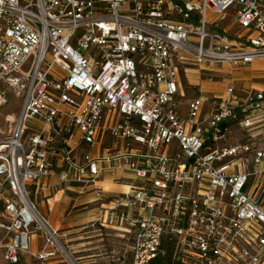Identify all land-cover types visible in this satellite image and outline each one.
<instances>
[{
  "label": "built area",
  "instance_id": "obj_1",
  "mask_svg": "<svg viewBox=\"0 0 264 264\" xmlns=\"http://www.w3.org/2000/svg\"><path fill=\"white\" fill-rule=\"evenodd\" d=\"M255 62L264 0H0V106L4 89L22 96L0 140L3 261H69L27 188L54 177L94 193L95 222L129 241L130 264L163 243L183 264H264V148L252 135L264 90L228 81L211 101L190 98L184 117L177 102L180 73ZM104 175L123 191L107 194Z\"/></svg>",
  "mask_w": 264,
  "mask_h": 264
},
{
  "label": "rangeland",
  "instance_id": "obj_2",
  "mask_svg": "<svg viewBox=\"0 0 264 264\" xmlns=\"http://www.w3.org/2000/svg\"><path fill=\"white\" fill-rule=\"evenodd\" d=\"M232 17L228 16V19L225 22V25H228L232 22ZM229 34L234 33V29H229ZM214 67V68H212ZM204 68V69H202ZM200 67V72L203 74L202 78L205 76H210L213 79V83H210V87L212 88L213 94L210 96L209 101H211L214 96L222 95L225 90L226 84L230 80H238V78L247 75V71L242 68H232L227 65H217L216 67L213 65L205 64ZM215 69L217 73L208 72L205 69ZM264 76V73H263ZM254 83H263L262 80H253ZM245 83H234L235 88H240ZM193 91H197L194 89ZM6 95V103L0 106V140L5 137H8L11 133L13 128L15 119L18 115L20 110L22 96L17 95L14 91L10 89H4ZM203 98L206 100L208 99V95L203 94ZM191 96L186 94V97L179 96L177 98L178 102V111L179 115L184 117L187 111V101L190 99ZM207 101V100H206ZM11 115L14 117V122L7 121L8 116ZM30 129H33L34 125L30 123L28 125ZM242 132L237 131V135H240ZM236 135V133H235ZM59 189V187H58ZM106 190V188H105ZM109 191V190H106ZM67 193V191H65ZM109 193V192H108ZM110 194V193H109ZM113 194H111L112 196ZM53 196V195H51ZM65 196V194L63 195ZM67 196V195H66ZM34 194L30 193V199L33 200ZM36 197V196H35ZM38 200H42V197L38 196ZM37 209L41 212H47V204L45 207L41 205V202L38 201ZM49 206L52 207L53 204L49 203ZM1 206H0V213H1ZM79 213L82 214L83 217L91 220H83L82 224L78 226L79 233H76V240L69 244H76L79 245L77 247L71 248V252L67 250L68 256L71 260H73L76 264H129L131 258V251L129 246V241L126 238H122L117 232H111L105 235L106 231L100 228L98 222H95L96 218L100 216V209L96 203L84 205L77 207L76 209ZM68 211V210H67ZM48 217V216H47ZM46 217V218H47ZM67 217V216H65ZM90 217V218H88ZM0 222H4V219L0 216ZM49 224L54 229H58V236H60V242L63 244L67 238L74 237L66 236L65 238L62 237L61 233L67 231L66 229H61L59 224L56 223L55 225L52 224V221L49 219ZM83 228V229H82ZM82 229V230H80ZM102 239V240H101ZM98 240V241H96ZM7 243V239L5 238V232L0 229V264H6L2 259V254L4 251V246ZM65 247V246H64ZM76 258H80V260H76ZM26 260V261H25ZM63 260V259H62ZM55 262V261H54ZM60 263V262H59ZM21 264H38L33 260H29V258L25 257L24 261ZM45 264V263H44ZM53 264V262L51 263ZM58 264V263H57ZM62 264H72L69 261L63 262Z\"/></svg>",
  "mask_w": 264,
  "mask_h": 264
},
{
  "label": "crops",
  "instance_id": "obj_3",
  "mask_svg": "<svg viewBox=\"0 0 264 264\" xmlns=\"http://www.w3.org/2000/svg\"><path fill=\"white\" fill-rule=\"evenodd\" d=\"M214 68V67H212ZM247 71V75H244L241 78H238V80L233 81L236 83H245L240 88H235L237 91H255V90H264V62H255L249 66H246L245 68H242ZM203 74L200 72L199 69L190 70L189 73L186 76V79H183V72L180 73V83H181V94L183 96H191L190 98L194 97L199 92L203 94L208 95L209 100L210 96L213 94L212 88L210 87V83L205 81V76L202 78ZM253 80H262L263 83H254ZM231 81V80H230ZM234 85V83H233ZM235 87V85H234ZM194 89H197V91H193ZM209 111L208 104L205 103L202 117L206 115ZM237 134L238 130H234ZM252 135L257 136L256 140L258 141V147L264 148V125L258 127ZM92 153H95L96 150H92ZM100 186L102 189L106 192H109L112 196L120 193L123 191V187L116 182L115 177H112L110 175H104L100 182ZM59 187V189H58ZM29 193H33L34 197L33 200H31L34 205L38 206V201L41 202V205L43 207L47 204V212L41 213L38 209V212L43 216L47 217L46 219L49 222V219L52 221V224H59V227L61 229H66L67 231L62 232V237L66 236H72L69 237L63 245L65 246L68 251L71 252V248L77 247L79 245L76 244H69L76 240V233H79L78 226L82 224L83 220H91L87 219L86 217H83L79 211H77V207L92 204L97 198H95L94 193L92 192H84L81 188H79L77 185L67 186L63 185L57 182V180L52 177L48 180H43L38 183L30 184L28 185ZM106 188V190H105ZM67 191V193H65ZM84 192V193H83ZM107 193V194H109ZM65 194V196H63ZM53 195V196H51ZM67 195V196H66ZM36 196V197H35ZM38 196L42 197V200H38ZM49 203L53 204L52 207L49 206ZM99 205V203H96ZM74 207V209H72ZM68 210V211H67ZM67 216V217H65ZM90 218V217H88ZM53 228V227H51ZM101 229H103L100 226ZM54 229V228H53ZM83 229V228H82ZM80 229V230H82ZM58 230V229H56ZM103 231H106L103 229ZM111 232L116 231H106L105 235ZM102 240V239H101ZM98 241V240H96ZM42 237L39 235H34L30 238V246L32 250H38L42 246ZM76 260H80V258H76ZM26 261V260H25Z\"/></svg>",
  "mask_w": 264,
  "mask_h": 264
},
{
  "label": "trees",
  "instance_id": "obj_4",
  "mask_svg": "<svg viewBox=\"0 0 264 264\" xmlns=\"http://www.w3.org/2000/svg\"><path fill=\"white\" fill-rule=\"evenodd\" d=\"M174 252L175 251L172 245H170L169 243H163L160 246L159 254L148 264H183L182 262L176 260V258L174 257ZM161 253H163V255Z\"/></svg>",
  "mask_w": 264,
  "mask_h": 264
},
{
  "label": "bare ground",
  "instance_id": "obj_5",
  "mask_svg": "<svg viewBox=\"0 0 264 264\" xmlns=\"http://www.w3.org/2000/svg\"><path fill=\"white\" fill-rule=\"evenodd\" d=\"M13 120H14V117L11 116V115H9L7 121H8V122H9V121L14 122ZM68 259H69L70 263H72V264H76V263L73 262V260H71V259L69 258V256H68Z\"/></svg>",
  "mask_w": 264,
  "mask_h": 264
}]
</instances>
